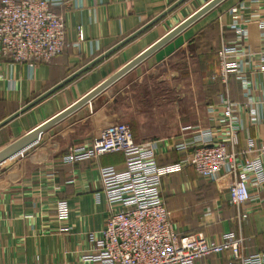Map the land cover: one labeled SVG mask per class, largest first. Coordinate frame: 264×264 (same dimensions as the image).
<instances>
[{
  "label": "crops",
  "instance_id": "crops-1",
  "mask_svg": "<svg viewBox=\"0 0 264 264\" xmlns=\"http://www.w3.org/2000/svg\"><path fill=\"white\" fill-rule=\"evenodd\" d=\"M178 1L63 0L53 6L65 21L62 55L30 67L14 63L0 51V123ZM211 1L186 0L156 25L11 120L0 129V149L79 101ZM261 10L262 0H224L0 166V264H32L37 258L58 264H89L82 256L95 247L108 217L118 210L103 194L99 169L114 166L121 171L125 166L122 153L90 157L93 143L109 126L128 124L135 142H156L159 166L177 164L192 148L177 151L176 147L191 142L195 130L219 128L221 111L211 114L210 109L227 95L240 104L242 130L235 151L245 158L241 152L248 139L264 146V66L260 63L264 41L250 21ZM234 24L251 35L244 54L229 61L242 62L241 69L254 89L252 104H247L234 75L227 84L212 79L219 73L221 48L244 44ZM78 28L84 34L81 42ZM250 108L258 111L259 121L252 119ZM70 154L75 162L65 163L63 158ZM231 180L226 174L219 182L201 179L191 166L164 177L161 193L174 230L181 236L204 234L214 241L234 233L244 239L246 255L264 252V185L253 186V200L238 208L230 202ZM96 193H100L99 203ZM59 200L71 207L66 224L56 215ZM246 210L249 217L242 220L240 214ZM229 257L227 252L212 255L198 264H227Z\"/></svg>",
  "mask_w": 264,
  "mask_h": 264
},
{
  "label": "built area",
  "instance_id": "built-area-1",
  "mask_svg": "<svg viewBox=\"0 0 264 264\" xmlns=\"http://www.w3.org/2000/svg\"><path fill=\"white\" fill-rule=\"evenodd\" d=\"M63 0H0V51L5 58L18 64L34 67L50 62L62 55L66 48L64 17L52 10ZM259 3L261 0H252ZM237 13V9L233 10ZM264 41V0L262 10L251 16ZM237 23V20L235 21ZM234 29L244 41L242 46H223L218 52L220 69L212 79L227 84L231 75L240 83L247 104L254 102L250 78L241 69L239 56L251 35L245 28L234 24ZM79 41L84 40L83 30L78 28ZM260 63L264 66V50ZM240 104L224 96L213 114L221 111L219 128L198 129L189 143L176 147L177 151L192 148L187 157L177 164L159 166L156 142L137 143L128 124L117 123L103 130L93 143L90 157L98 159L110 153H122L125 157L123 170L114 166L99 169L103 194L112 206H118L107 219L95 247L82 256L89 264H198L212 255L229 253L227 264H264V252L246 255L244 239L234 233L224 234L219 241L210 240L204 234L181 236L174 230L171 213L162 197L163 178L186 166L195 169L198 177L219 182L222 174L232 178L229 186L230 202L241 206L253 200L252 187L264 185V146H257L248 139L241 154L235 151L239 143L242 124L239 117ZM254 121L260 116L256 109L249 110ZM256 153L255 157H249ZM248 156V157H246ZM65 163H74L73 154L66 156ZM96 203L100 193L95 194ZM71 207L66 200L56 203V215L66 224ZM249 212L240 214L247 219ZM32 264H58L42 262L37 258Z\"/></svg>",
  "mask_w": 264,
  "mask_h": 264
},
{
  "label": "water",
  "instance_id": "water-1",
  "mask_svg": "<svg viewBox=\"0 0 264 264\" xmlns=\"http://www.w3.org/2000/svg\"><path fill=\"white\" fill-rule=\"evenodd\" d=\"M186 0H179L175 4H173L171 7H169L166 11H164L162 14L157 16L154 20L146 24L143 28L114 46L112 49L107 51L104 55L100 56L99 58L95 59L91 63H89L84 68L80 69L79 71L75 72L73 75H71L69 78H67L63 83L59 84L58 86L54 87L50 91L46 92L39 98H37L32 103L28 104L25 108L11 116L10 118L6 119L5 121L0 123V129L5 126L7 123H9L14 118L18 117L20 114L24 113L28 109L32 108L39 102H41L43 99L57 91L59 88H61L64 84L70 82L71 80L75 79L76 77L80 76L82 73L87 71L92 66L99 63L101 60H103L105 57L111 55L112 53L116 52L132 40H134L136 37L150 29L152 26L156 25L158 22H160L163 18H165L169 13L174 11L176 8H178L180 5H182ZM224 0H212L208 4H206L203 8L195 12L192 16L187 18L185 21H183L181 24H179L177 27H175L173 30H171L169 33H167L165 36H163L160 40H158L155 44H153L151 47H149L146 51L138 55L136 58L131 60L127 65H125L122 69H120L118 72H116L113 76H111L109 79H107L105 82H103L101 85H99L97 88L92 90L90 93H88L86 96L81 98L79 101L71 105L66 110L60 112L53 118L49 119L48 121L44 122L43 124L39 125L32 131L28 132L27 134L23 135L19 139L11 142L10 144L6 145L2 149H0V163L12 159L13 157L17 156L20 153H23L26 151L30 146H32L38 138L69 117L70 115L74 114L84 106H86L88 103H90L93 99H95L97 96H99L101 93H103L106 89H108L111 85H113L116 81H118L120 78L125 76L128 72L133 70L136 66H138L140 63H142L145 59H147L150 55L158 51L160 48H162L165 44H167L169 41L177 37L179 34H181L184 30H186L188 27H190L192 24H194L196 21H198L200 18L205 16L207 13H209L212 9H214L217 5H219Z\"/></svg>",
  "mask_w": 264,
  "mask_h": 264
},
{
  "label": "bare ground",
  "instance_id": "bare-ground-1",
  "mask_svg": "<svg viewBox=\"0 0 264 264\" xmlns=\"http://www.w3.org/2000/svg\"><path fill=\"white\" fill-rule=\"evenodd\" d=\"M6 163H8V160H6V161H4V162L0 163V166H3V165H5Z\"/></svg>",
  "mask_w": 264,
  "mask_h": 264
},
{
  "label": "trees",
  "instance_id": "trees-1",
  "mask_svg": "<svg viewBox=\"0 0 264 264\" xmlns=\"http://www.w3.org/2000/svg\"><path fill=\"white\" fill-rule=\"evenodd\" d=\"M179 163V162H178Z\"/></svg>",
  "mask_w": 264,
  "mask_h": 264
}]
</instances>
